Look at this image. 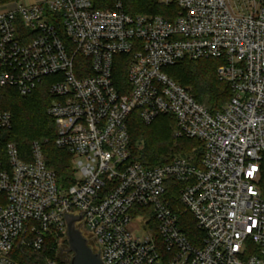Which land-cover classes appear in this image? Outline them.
<instances>
[{
	"label": "built area",
	"instance_id": "1",
	"mask_svg": "<svg viewBox=\"0 0 264 264\" xmlns=\"http://www.w3.org/2000/svg\"><path fill=\"white\" fill-rule=\"evenodd\" d=\"M176 5L170 20L128 14L123 0L111 10L92 0H0V91L26 97L53 78L48 115L75 179L59 184L46 140L33 141L24 159L7 140L12 114L0 110V264H16L20 239L39 251L52 235L59 255L68 216L82 217L76 226L103 264H264V0ZM209 59L221 61L217 77L231 88L221 109L199 103L165 72ZM118 62L127 67L124 94L114 80ZM136 110L146 125L174 117L177 137L204 144L202 159L132 162L128 120ZM172 189L204 234L200 246L180 224ZM137 215L141 236L129 228Z\"/></svg>",
	"mask_w": 264,
	"mask_h": 264
},
{
	"label": "trees",
	"instance_id": "2",
	"mask_svg": "<svg viewBox=\"0 0 264 264\" xmlns=\"http://www.w3.org/2000/svg\"><path fill=\"white\" fill-rule=\"evenodd\" d=\"M92 1L96 9L111 10L115 7V0ZM123 10L132 15L143 13L170 19L167 9L156 0H123ZM221 64V61L215 59L183 61L166 68L165 72L173 80L191 86L192 95L199 103L202 104L207 98L212 109H221L232 96L229 84L220 82L217 77V70ZM176 67L183 69L177 70ZM126 68V64L118 62L114 74L115 85L122 94L128 92ZM53 82L51 77L44 79L33 92L39 95L31 101V95L24 98L18 95L15 89H2L0 110L12 114L13 128L7 140L16 144L27 161H30L32 142L47 141L43 145L46 163L56 173L59 184L68 188L75 184L72 157L55 146V124L47 112L54 100L50 94V86ZM128 130L131 161L140 163L146 168L164 165L176 156H190L196 163L202 159L204 144L199 140L177 137L175 135L176 121L172 116H159L152 124L146 125L141 120L139 111L136 110L128 120ZM171 184L174 188L180 187L179 183L172 182ZM259 185L264 194V160L261 164ZM170 197L187 237L194 245L200 246L204 234L196 227L193 216L184 213L179 203L178 191L172 189ZM26 236L32 238L31 234ZM45 238L44 245L39 251L25 245L20 239L12 252V259L16 264H47L48 260L55 261L57 264H65L58 255L56 238L52 235Z\"/></svg>",
	"mask_w": 264,
	"mask_h": 264
},
{
	"label": "water",
	"instance_id": "3",
	"mask_svg": "<svg viewBox=\"0 0 264 264\" xmlns=\"http://www.w3.org/2000/svg\"><path fill=\"white\" fill-rule=\"evenodd\" d=\"M81 219V216L67 217L68 245L72 253L70 264H103L101 254L91 247L89 240L76 226V223Z\"/></svg>",
	"mask_w": 264,
	"mask_h": 264
},
{
	"label": "rangeland",
	"instance_id": "4",
	"mask_svg": "<svg viewBox=\"0 0 264 264\" xmlns=\"http://www.w3.org/2000/svg\"><path fill=\"white\" fill-rule=\"evenodd\" d=\"M156 1L159 4L163 5V7L165 9H167V12H168V14L170 16V20H173L177 16L178 7L176 5V0H156ZM168 6H170V7H168ZM139 14H143V13H138L137 15H139ZM145 15H148V14H145ZM180 68L183 69L182 67H176L177 70L180 69ZM174 81L176 83H178L179 85L183 86L184 88L188 89L189 92L191 94H193V88L191 86L185 85L182 82H178L175 79H174ZM17 94L20 95L18 92H17ZM30 95H31V97H30L31 98L30 101H31V100L35 99L39 94L37 92H35V93H31ZM20 96L24 97L22 95H20ZM202 104L205 105L207 108L212 109L211 106L208 104V99L207 98H205L203 100ZM77 178H79V175H77ZM150 217L151 216L149 214L147 216V218L150 219ZM144 226H145V223H143L142 219L139 217V215H137V216L134 217L133 222L131 223L129 228H130V231L132 232V234H134L136 236H141L143 234ZM89 242H90V244H92V242L90 240H89ZM59 256L65 263H67V262L70 263V259L72 257V253L69 250L68 241H67V244L63 243V242L61 243L60 248H59Z\"/></svg>",
	"mask_w": 264,
	"mask_h": 264
},
{
	"label": "crops",
	"instance_id": "5",
	"mask_svg": "<svg viewBox=\"0 0 264 264\" xmlns=\"http://www.w3.org/2000/svg\"><path fill=\"white\" fill-rule=\"evenodd\" d=\"M21 2H24L25 4H32V3H36L39 0H20Z\"/></svg>",
	"mask_w": 264,
	"mask_h": 264
}]
</instances>
